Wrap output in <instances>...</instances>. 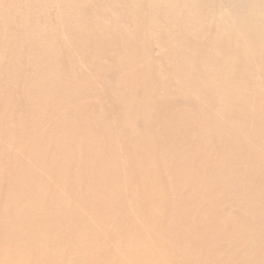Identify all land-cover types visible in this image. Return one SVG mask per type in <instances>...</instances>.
Returning a JSON list of instances; mask_svg holds the SVG:
<instances>
[{
  "label": "rangeland",
  "instance_id": "rangeland-1",
  "mask_svg": "<svg viewBox=\"0 0 264 264\" xmlns=\"http://www.w3.org/2000/svg\"><path fill=\"white\" fill-rule=\"evenodd\" d=\"M22 1L1 0V6ZM28 1L20 6L32 13L30 29L7 18L17 13L0 19V247H25V236L46 249L53 237L51 264H264V66L228 77L220 72L244 66L231 62L249 53L232 52L211 65L187 49L158 54L156 46L154 58L134 63L129 53L108 49L110 38H100L92 20L88 35L81 27L84 38L64 32L72 24L85 27L89 15L74 20L59 10L60 0ZM216 1L264 49V34L254 25L264 23V0ZM52 66L56 75L46 83ZM97 111L105 117L88 127L96 136L81 134L78 151L67 157L62 136L79 135L73 129ZM71 116L78 122L68 124ZM41 153L57 154L60 171L65 165L56 212L45 191L53 186L52 172L36 169L46 178L34 193L21 184L11 191L5 178L14 157L37 166ZM96 154L117 171L108 176L112 191L97 174L99 165L90 164Z\"/></svg>",
  "mask_w": 264,
  "mask_h": 264
},
{
  "label": "bare ground",
  "instance_id": "bare-ground-1",
  "mask_svg": "<svg viewBox=\"0 0 264 264\" xmlns=\"http://www.w3.org/2000/svg\"><path fill=\"white\" fill-rule=\"evenodd\" d=\"M23 2L31 3L32 1L23 0L22 2H20V4ZM50 2L52 3V1ZM76 2L77 0H60L56 3L57 7L60 8V11L74 15L71 16L74 20L82 19L85 15H89L88 20H86L85 24H83L85 27L79 26L77 24H72L76 26L67 27L65 28L64 32H68L70 34H77L78 36L84 38L86 36L82 32L81 27L84 29L85 34L88 35V30L90 27L89 20H92L93 24L99 27L97 28L98 31H101L98 33V36L100 38H110V41L108 43V49L113 53H129V57L132 60L141 58V61H143V63H147V61L154 58L153 56H150V54L153 53L152 46H156L158 54H171L177 50L187 49L188 51L197 53L193 56L200 58L195 59L197 62L203 63L204 60L211 65H219L223 63V61L226 60L230 56L229 54H231L232 52H234L235 54H237L238 52L240 54L249 53V56H238L236 57V60L231 62L234 64L243 63L244 66H239L238 68H235L233 71L230 72H220L221 74H225L228 77H230L231 75L242 74L244 71L243 68L245 66H247L245 67V70L252 69L251 71L246 72L247 75L252 73V71L254 72L255 67L259 68V66H264V59L262 56H259V54L263 52L264 49H261L260 45H256L257 41H254L253 38H247V34L245 32L239 31L238 28L236 29L237 26L234 24L233 20L227 18L224 13V10L222 9V6L225 5L223 1L218 2L216 0H103L101 3L99 2V0H79L78 3ZM1 4L3 3L0 0V19L5 18L3 16V13H17L19 15H10V17L7 18H9L13 23H17V21L19 20L18 28L21 31L30 29L28 22L31 20L28 18V16L32 14L30 11L21 10L22 7L20 6V4L9 6L10 9H3L6 7L1 6ZM28 8L31 7L28 6L24 9ZM254 9H256V7ZM46 11L47 6L44 9V13H46ZM249 12L251 13V10H249ZM80 15H83V17H80ZM250 16L251 20L258 19L254 12H252ZM235 19H238V16ZM6 25L4 26L5 29H10V27H8L10 24L6 23ZM254 25L256 26L255 32H262L261 34H264V23L258 20L254 22ZM108 29L113 30V33L105 31ZM255 37L258 38V35H256ZM254 42L256 46L253 45ZM105 45L107 46L106 43ZM179 45L180 47H178ZM161 61L162 59L158 60V62ZM135 62L136 60L134 61V63ZM101 66L102 61L100 60V62L96 64V67L98 70L101 71ZM238 70L241 73H236ZM55 72V67L53 66L50 68V70L49 68L46 70V73L44 75L46 83L49 82L46 77L50 75L55 76ZM244 80L249 81L250 78H244ZM142 83H144L143 80ZM50 90L52 92L51 88ZM125 92L131 93L129 89H127ZM130 96L132 98L135 96V94L131 93ZM121 103L122 102H119V104ZM135 103L138 104L137 100L135 101ZM88 117L89 120L86 125H80L79 128L73 129L74 131H77L78 129L81 132L79 133V135H73L74 138L73 136L68 137V133L66 132L65 136H62L63 142L67 146H64V148H68L70 150L67 157H73L75 152L78 151L74 148V146L77 145V141L79 140L81 134L82 136H91L93 140L96 135L93 134L92 136L91 132L93 129L89 130L88 127L96 126L98 123H100L101 119L105 117V114L102 111H97L96 113L93 112V114L89 115ZM78 118L71 116L66 118V121L68 122V124H75L78 122ZM89 122H92V124H90ZM2 129L5 130V128ZM135 133L136 129L134 134ZM137 136L139 138L146 139V136H144V134L138 133V131ZM46 137L48 140L49 135ZM30 141L35 144L45 143L40 139H32ZM72 146L73 148H71ZM68 149L64 152L67 153ZM105 157L106 155L98 156L96 154L95 157L93 156V158H91L92 163L90 164L94 166L99 165V167L97 168V174H99L101 177L108 178L110 173H113L116 177L117 171L108 170L109 168H112V166L108 165V162L105 161ZM13 160H15L16 162L10 161L11 164H8V168H10L11 170L9 171V174L5 176L6 181L8 183L12 182V184L9 186L11 191H16V188L19 184L23 185L22 190L27 188L28 191H32L33 193L34 190L40 191V187L41 185H44L43 183L45 181L46 176H42L41 174H39L36 169L40 167L46 169V173L47 171L52 172L53 186L50 189H45V191L48 192V195L53 199L51 209L56 212L58 198V176L60 173L61 177L62 174L65 172V165L60 171L57 154L50 155L41 153V155L38 157L39 164L37 166H33L28 162L27 166L24 163V160L26 159L21 157H14ZM48 160L52 161V164L50 166L48 164H45ZM113 168H117V165ZM122 180L125 181L126 179L122 177ZM106 181L107 187L112 191V178H108V180ZM100 182L102 181L100 180ZM119 188L121 192L124 190L122 183ZM21 193L22 192H20L19 194H15L14 196H10L11 203L14 204L21 195ZM109 195H111V197L113 198L117 195V192L115 194L110 193ZM55 229L51 228V230L53 231H55ZM21 239L24 242H28L27 246L17 247V250L14 247L11 249L6 248V250H4L3 247H0V250H3V253L6 255L5 261L0 264H51L50 261H52V257L51 254L48 253L52 252L56 248L58 239H56V241L52 237L51 243L53 247H46V249H44V247L42 248L38 246L29 245L30 240L28 238H25V236H22ZM132 239H134V241L136 240V238H134L133 236ZM80 243L86 245L89 242L86 240V238H84ZM81 244H79V246H81ZM124 264H133V260L124 262Z\"/></svg>",
  "mask_w": 264,
  "mask_h": 264
}]
</instances>
